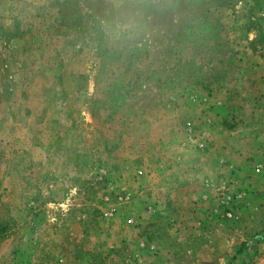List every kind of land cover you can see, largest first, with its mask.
<instances>
[{"label":"rangeland","instance_id":"obj_1","mask_svg":"<svg viewBox=\"0 0 264 264\" xmlns=\"http://www.w3.org/2000/svg\"><path fill=\"white\" fill-rule=\"evenodd\" d=\"M0 264H264V0H0Z\"/></svg>","mask_w":264,"mask_h":264}]
</instances>
